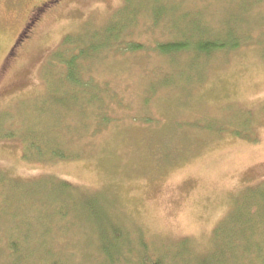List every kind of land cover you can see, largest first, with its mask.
<instances>
[{"label": "rangeland", "instance_id": "1", "mask_svg": "<svg viewBox=\"0 0 264 264\" xmlns=\"http://www.w3.org/2000/svg\"><path fill=\"white\" fill-rule=\"evenodd\" d=\"M36 1L0 0V264H264V0H64L7 60ZM114 16L75 89L53 53ZM198 34L237 46L155 50Z\"/></svg>", "mask_w": 264, "mask_h": 264}, {"label": "trees", "instance_id": "2", "mask_svg": "<svg viewBox=\"0 0 264 264\" xmlns=\"http://www.w3.org/2000/svg\"><path fill=\"white\" fill-rule=\"evenodd\" d=\"M128 1V0H127ZM128 15H131L129 13ZM127 21L129 19H126ZM125 20V21H126ZM132 20V19H131ZM130 20V22H131ZM112 23L108 24L105 31H82L79 34L66 35L63 37L61 42V49L53 53L54 60L64 69L60 72V75L66 77V79L71 83L75 89H82L83 84L77 78L78 67L83 62L97 56L103 51L109 50L111 47L117 46L121 49L122 37L125 35L126 31H121L124 28L122 24L118 31L117 21H115V16ZM237 46V42H230L225 46V44L212 37H205L203 34H198L193 37L181 36L175 41H168L156 45L155 50L160 54L172 55L179 52H189L191 51L196 56H209L220 49L234 48ZM142 45L139 43L129 42L126 44V48L123 50H137L141 49ZM39 141V135L36 140H25V149L33 148L40 152V146L36 144ZM46 155L41 156L44 159L53 160L55 158H61L67 154H62L60 149V144L55 142L50 145L48 150L45 151ZM67 186L66 182H63L61 187ZM103 210V209H102ZM103 213V212H102ZM104 214V213H103ZM103 220H110L104 216ZM112 226V225H111ZM101 227V226H100ZM113 229V227H111ZM102 251L105 255L109 254V250L114 252V247L116 246L115 240H107L106 234H102ZM11 250L15 253L14 242L9 243ZM12 253V254H13ZM145 258V257H144ZM144 258L139 261V264H144ZM167 261V258L165 259ZM173 260V259H172ZM175 262V261H174ZM176 263V262H175ZM148 264H170L164 261V256L160 255L156 260Z\"/></svg>", "mask_w": 264, "mask_h": 264}, {"label": "flooded vegetation", "instance_id": "3", "mask_svg": "<svg viewBox=\"0 0 264 264\" xmlns=\"http://www.w3.org/2000/svg\"><path fill=\"white\" fill-rule=\"evenodd\" d=\"M63 1L64 0H37L31 5L28 10L27 20L8 51L6 56L7 60H14L20 56L21 49L25 48L27 45V43L24 42H28L27 40L29 39L31 32L37 31L42 22L49 15L57 12L62 7L61 5L65 3ZM18 48L20 49L19 52H17V50H19Z\"/></svg>", "mask_w": 264, "mask_h": 264}, {"label": "bare ground", "instance_id": "4", "mask_svg": "<svg viewBox=\"0 0 264 264\" xmlns=\"http://www.w3.org/2000/svg\"><path fill=\"white\" fill-rule=\"evenodd\" d=\"M135 17H136V14H135V16H134V19H135ZM40 153H41V151H40Z\"/></svg>", "mask_w": 264, "mask_h": 264}]
</instances>
